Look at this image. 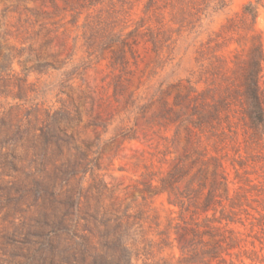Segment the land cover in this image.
Wrapping results in <instances>:
<instances>
[{"label": "rangeland", "instance_id": "1", "mask_svg": "<svg viewBox=\"0 0 264 264\" xmlns=\"http://www.w3.org/2000/svg\"><path fill=\"white\" fill-rule=\"evenodd\" d=\"M100 1L93 11L96 21L103 16L118 30L125 23L130 26L128 30L137 26L140 14L116 17L109 0ZM250 1L255 2L230 0L229 8L209 11L202 22L188 27L176 47L165 45L159 53L139 29L128 38L123 68L113 63L118 44L101 53L95 49L90 55L81 30L70 22L74 11H85L77 0H0V264H100L87 237L82 239L87 231L82 226L77 228L79 220H63L72 209L70 198L80 193L85 197L95 195L100 181L105 186L100 201L103 211L121 214L133 205L131 213L138 222L135 229L141 234L135 236L139 243L130 264H264V242L259 229L251 225L264 205V158L255 144L244 142L242 129L239 154L230 147L220 153H229L225 166L235 182L230 185L231 193L240 186L250 191L246 211L241 214L245 225L233 226L239 233L237 241L216 259L187 262L183 258L188 255L181 251L192 237L190 230L205 217L200 207L214 180L216 153L210 150L205 164L202 158L185 163L187 174L177 183L180 190L201 174L194 183L197 194L184 199L183 209L169 204L168 193L151 198L154 191L146 190L153 177L148 173L166 175L190 150L194 134L189 124L178 118L187 112L188 102L178 105L176 96L186 93L187 79L204 81L210 77L211 38ZM256 27L264 48L263 6ZM11 54L18 57L14 64L4 60ZM71 55L73 60L69 59ZM227 55L232 59L238 55L235 44L229 46ZM37 56L57 68L63 61H69L67 70L79 67L74 71L73 87L61 88L63 70L23 72L24 66H34ZM116 84L119 89L115 94ZM260 93L264 106V61ZM48 108H66L78 116L69 131L75 133L77 143L93 160L86 178L85 173L64 171L66 156L76 154L73 147L65 149L64 156L57 147L45 154L32 146L33 127L41 124ZM85 143H91V148ZM234 159L242 180H235ZM144 196L150 197L149 203L144 202ZM170 215L179 234L174 230L171 236L163 232ZM220 233L225 236V229ZM203 239L212 242L208 235ZM91 240L99 243V238Z\"/></svg>", "mask_w": 264, "mask_h": 264}, {"label": "trees", "instance_id": "2", "mask_svg": "<svg viewBox=\"0 0 264 264\" xmlns=\"http://www.w3.org/2000/svg\"><path fill=\"white\" fill-rule=\"evenodd\" d=\"M100 3V0H77V5L86 11L85 18L81 23L85 11L76 10L72 13L70 22L81 30L84 45L88 48L90 55L95 49L101 53L112 44H118V50L113 53V63L123 68L126 64L125 47L129 46L128 38L139 29L144 31L147 41L152 44L154 51L159 53L165 45L176 47L188 27L202 22L209 15V11L220 12L230 6V0H109L116 17L122 14L128 17L140 14V20L135 28L128 30L130 26L125 23L118 30L104 20L103 16L98 21L95 20L93 11ZM118 4L120 7L117 6ZM261 6L264 7L262 0L248 2L242 13L228 19L222 26V30L216 32L215 37L211 38L210 77L204 81L201 78L197 81L187 79L186 93L176 96V104L188 102L187 112L178 118L186 121L194 134L190 150L166 175L156 177L154 173L147 174V176H153L146 184L147 191H154L151 198L168 193L169 204L183 209L184 199H192V195L197 194L194 183L199 180L201 174L198 173L187 184L185 190H180L177 183L187 174L185 163L202 158L205 164L209 151L216 153L213 157L216 162L213 171L214 180L200 207L205 217L202 222L195 223L196 227L190 230L192 237L181 246L183 255H188L187 258H183L187 262H205L208 259H216L220 253L227 252L233 247L239 234L233 226L245 225L241 214L242 211H246L247 194L250 191L240 186L234 194L231 193L230 185L235 182L230 180V174L225 166V161L229 160L227 159L229 153L220 152L230 147L239 154L240 129H242L244 142L247 145L255 144L264 158V106L260 93L264 48L262 36L256 27V18ZM32 15L37 17L39 13H32ZM231 44L236 45L238 52L235 59L227 55ZM48 45L49 42H46L45 46ZM239 51L243 53L240 54ZM16 58H18L17 55L13 54L4 56V60L9 63L11 60L12 64ZM40 59V56L35 57L34 66H24L23 72L29 73L42 68L63 70L64 77L59 83L61 88L73 87L76 78L73 76L76 74L74 71L75 69L78 71L79 67L67 70L69 61H63L57 68L46 58L43 61ZM69 59L73 60V55ZM19 63L24 64L21 59ZM231 63L236 65L235 68L231 66ZM181 81L173 83V86H178ZM118 89L116 84L115 94ZM131 100L128 102L129 105ZM38 119L40 120L39 117ZM77 120L78 116H74L69 109L48 108L41 124L33 127L31 144L34 148L39 147L45 151V154L57 147L64 156L65 149L73 147L76 154L66 156V160L62 163L64 171L85 173L86 178L87 172L93 168L91 166L93 160L77 143L75 133L69 131ZM85 146L91 148L92 144L85 143ZM231 165L236 172L235 180L239 178L242 180L235 159L232 160ZM239 165L243 168L242 163ZM250 181L252 180H246V182ZM223 187H225L224 197L221 198ZM96 188V193L92 196L85 197L81 193L78 196L73 195L69 200L72 209L64 214L63 220L65 223L74 219L79 220L77 228L82 226L83 231H87L82 233V239L87 237L93 252L100 259L98 261L100 264H130L132 253L139 243L136 237L141 234V231L138 232L135 229L138 222L136 215L131 213L133 205H128L121 214L117 213L118 211H103L100 203L105 190L103 182L100 181ZM240 190L245 192L241 193ZM149 199L150 197H143L144 202L149 203ZM173 212L174 210L170 209V213L173 214ZM259 214L260 217L255 218L256 222H251V225L252 228L259 229L260 239L264 242L263 204ZM174 220L175 218L171 215L167 217L166 229L163 232L168 233L169 236L173 230L175 234H179L177 227L173 225ZM221 229H225V236L220 233ZM205 235H208L212 242L204 241ZM89 237L99 238V243ZM117 249L120 253H117Z\"/></svg>", "mask_w": 264, "mask_h": 264}]
</instances>
